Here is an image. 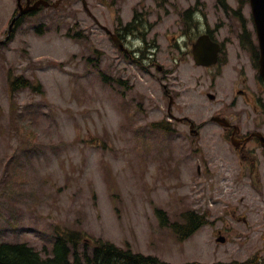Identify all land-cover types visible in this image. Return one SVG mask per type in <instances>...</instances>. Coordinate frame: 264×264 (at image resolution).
Returning <instances> with one entry per match:
<instances>
[{
	"label": "rangeland",
	"instance_id": "374dc122",
	"mask_svg": "<svg viewBox=\"0 0 264 264\" xmlns=\"http://www.w3.org/2000/svg\"><path fill=\"white\" fill-rule=\"evenodd\" d=\"M223 1L63 0L23 17L0 46V243L47 257L68 228L171 264L264 262V149L243 160L211 121L264 133L250 3ZM16 10L0 0V41ZM206 33L225 46L212 69L191 55ZM21 77L39 89L13 95ZM157 210L206 224L182 242Z\"/></svg>",
	"mask_w": 264,
	"mask_h": 264
},
{
	"label": "trees",
	"instance_id": "16d2710c",
	"mask_svg": "<svg viewBox=\"0 0 264 264\" xmlns=\"http://www.w3.org/2000/svg\"><path fill=\"white\" fill-rule=\"evenodd\" d=\"M136 20V18H135ZM22 19L16 24L19 26ZM135 21L127 26L125 31L133 32ZM255 61L259 59V51L257 48L254 52ZM34 88V86L25 78H15L10 81L11 93L21 88ZM39 89V88H34ZM24 127V126H23ZM158 130L168 131V126L161 121L154 126ZM31 130H25V133ZM32 133V132H31ZM34 138L36 136L32 134ZM32 137V138H33ZM161 225L171 228L178 239L182 242L188 240L198 230H200L206 221L203 216H199L193 212L184 214L185 223L170 222L165 211L157 210ZM84 232L64 229L59 230L57 238H55L54 246L51 254L43 257L40 252L26 243L11 244L0 243V264H171L165 262L158 257L147 256L141 253H135L130 247L122 248L114 243L98 240L92 242ZM186 264H204V263H186ZM214 264H264L254 256L246 261L218 262Z\"/></svg>",
	"mask_w": 264,
	"mask_h": 264
},
{
	"label": "water",
	"instance_id": "95a60500",
	"mask_svg": "<svg viewBox=\"0 0 264 264\" xmlns=\"http://www.w3.org/2000/svg\"><path fill=\"white\" fill-rule=\"evenodd\" d=\"M62 0H59L57 3L53 4L52 7L56 8L60 5ZM18 2V14L14 17L13 21L10 24L8 35L5 40L0 41V45H4L10 39V36L13 32L15 24L22 17L37 12L42 6L48 8L51 6L50 2L47 0H38L33 5L31 0H27L26 5L22 3V0H17ZM250 5L252 9L253 20L255 24L256 34L258 38L259 46V73L261 78L264 81V0H250ZM105 30L111 33L107 28ZM116 44L123 49L122 43L119 39L113 36ZM221 51V45L214 42L209 35H202L193 46V56L196 64L198 66L211 67L218 63V55ZM212 100L215 99V96L210 95ZM213 122L219 123L223 127H228L230 125L229 121L226 118L215 116L212 118ZM191 133L194 134V124L191 125ZM258 137L261 141L262 146L264 147V136L261 133H254L252 137ZM219 242L224 243L225 238L220 237Z\"/></svg>",
	"mask_w": 264,
	"mask_h": 264
},
{
	"label": "flooded vegetation",
	"instance_id": "af4514ba",
	"mask_svg": "<svg viewBox=\"0 0 264 264\" xmlns=\"http://www.w3.org/2000/svg\"><path fill=\"white\" fill-rule=\"evenodd\" d=\"M36 1L37 0H31V4H34ZM220 1L224 5L225 9H227V5L224 3V1L223 0H220ZM242 28H243V30L246 33L250 34V42L252 41V39H254V37L257 40L256 34H252L250 31H248V28H247L246 25L242 26ZM254 33H255V29H254ZM203 35H209L213 41L218 42V41L215 40L214 36L212 34H210V33H206V34H203ZM200 37H201L200 35L197 36V38L195 39V41L192 42L191 55H192L193 59H194V56H193V46H194V44L197 42V40ZM218 43H220V42H218ZM220 45H221V48L222 49H221V51L219 53L218 64L216 66H213V67H204V68H206V69H212L214 67H217L220 64L221 55H222V53H225V46H224V44L223 43H220ZM245 45H246L245 42H243L242 43V47L244 48ZM256 63H258V61H256ZM256 67H257V64H256ZM258 70H259V68H258ZM260 79H261V77H260ZM241 80L243 82V86L246 85L247 82L245 81V79H243V76H241ZM236 93L240 94L242 97H246L248 95L247 91H245L242 88L236 89ZM229 121H230L231 126L230 127L223 128L224 131H225V133H226V135L228 136V138H230L231 143L232 144L233 143L235 144L236 150H237V152H239V156L243 160H245L247 162H250L255 155H254V151H253L254 149L253 148H249V145L251 143H255L258 146L260 145L262 147V144H261L260 139L257 138V137H252L251 139H249V138L254 133H256V132H261V133H263V132L262 131H253V132H248V133L247 132H243L242 128H240L238 125L234 124L231 120H229ZM185 122H186V124H191V121L188 120V119H186ZM168 130L170 131V128H168ZM262 149H264V147H262Z\"/></svg>",
	"mask_w": 264,
	"mask_h": 264
}]
</instances>
